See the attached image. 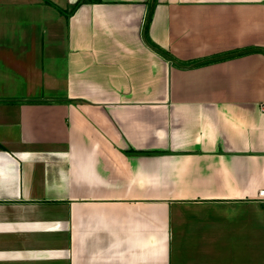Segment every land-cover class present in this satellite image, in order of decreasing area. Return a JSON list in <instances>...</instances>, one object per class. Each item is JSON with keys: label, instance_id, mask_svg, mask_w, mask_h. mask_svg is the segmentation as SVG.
<instances>
[{"label": "crops", "instance_id": "crops-1", "mask_svg": "<svg viewBox=\"0 0 264 264\" xmlns=\"http://www.w3.org/2000/svg\"><path fill=\"white\" fill-rule=\"evenodd\" d=\"M78 1L0 0V264H264V0Z\"/></svg>", "mask_w": 264, "mask_h": 264}, {"label": "trees", "instance_id": "trees-1", "mask_svg": "<svg viewBox=\"0 0 264 264\" xmlns=\"http://www.w3.org/2000/svg\"><path fill=\"white\" fill-rule=\"evenodd\" d=\"M82 2H85V0H79L77 3H76V5L74 6V8L73 9H70V11H64V10H62V9H60L62 12H66L67 14L69 13V14H71L72 12H74L75 11V9L82 3ZM147 25H148V23H147ZM155 48H157V50H159L160 52H162L163 54H166L162 49H160V48H158V47H156V46H154Z\"/></svg>", "mask_w": 264, "mask_h": 264}, {"label": "built area", "instance_id": "built-area-1", "mask_svg": "<svg viewBox=\"0 0 264 264\" xmlns=\"http://www.w3.org/2000/svg\"><path fill=\"white\" fill-rule=\"evenodd\" d=\"M261 109L264 111V101L261 103ZM259 196L264 198V189H261Z\"/></svg>", "mask_w": 264, "mask_h": 264}]
</instances>
